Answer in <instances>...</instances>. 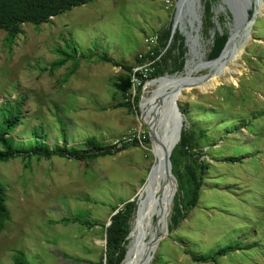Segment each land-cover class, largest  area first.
I'll use <instances>...</instances> for the list:
<instances>
[{
  "label": "rangeland",
  "instance_id": "rangeland-1",
  "mask_svg": "<svg viewBox=\"0 0 264 264\" xmlns=\"http://www.w3.org/2000/svg\"><path fill=\"white\" fill-rule=\"evenodd\" d=\"M167 1L90 2L49 24L24 25L11 51L0 31V114L10 110L7 104L22 103L25 115L13 134L17 147H33L41 140L52 150H84L89 138L119 146L139 140L138 147L94 162L33 157L2 163L0 180L7 187L12 219L0 232V264H15L18 250L31 264H100L113 208L135 200L138 210L155 163L144 143L149 129L140 110L142 96H151L153 87H148L150 81L143 86L137 105L133 90L132 110L120 106L127 100L115 83L123 71L100 57L132 65L147 53L148 39L176 24V33L185 38L186 68L169 76L186 75L188 67L210 61L212 30L203 33L202 6L197 4L194 27L202 22L197 32L186 8L184 27L179 23L180 0ZM243 3L214 2L221 29L232 34L233 14L238 19L244 14ZM260 15L232 64L236 70L203 92L197 87L184 91L179 99L183 128L191 123L205 132L203 159L210 169L198 206L160 242L155 264H264V9ZM65 58V66L53 70L52 64ZM208 73L201 70L193 77ZM152 207L146 223L154 219ZM215 256L218 262H204Z\"/></svg>",
  "mask_w": 264,
  "mask_h": 264
},
{
  "label": "trees",
  "instance_id": "trees-1",
  "mask_svg": "<svg viewBox=\"0 0 264 264\" xmlns=\"http://www.w3.org/2000/svg\"><path fill=\"white\" fill-rule=\"evenodd\" d=\"M94 1L98 0H0V31L6 33V47L10 51L12 50L15 45V40L22 33V27L24 25L30 24L35 27H40L44 24H49L52 18H56ZM201 1L204 13L203 33L207 36L209 31L212 30L211 33L214 35L211 38L212 45L210 46L208 55L209 60L212 61L220 56L228 42L230 33L224 29H218L217 22L221 19L215 17L213 4L216 0ZM253 14L254 9H251L249 11V19L252 18ZM158 37V45L154 49L155 55L151 57L155 62L149 68L150 73L147 75L141 72L134 79L133 71L136 66L142 64L143 60L150 57L149 54H144L143 59L137 56L136 62L132 65L116 62L107 55L100 57L102 62L112 64L115 67L121 68L123 71V74L115 83L117 92L127 100V102L122 103L120 106L132 110L131 97L133 90L137 92L133 98L134 105H137L142 88L147 82L164 75L179 73L185 68L187 51L185 38L179 33H175L173 39L171 38L172 24L158 31ZM67 61L68 59L65 58L62 61L52 64L53 70L64 67ZM20 104H16L15 106L7 104L10 110L3 109L0 114L3 115V112L11 111L9 116L5 114V117L4 115L0 116V165L18 158L26 160L32 159L33 157H38L39 159L44 158L46 160L59 157L84 163L94 162L100 158L117 155L130 147L139 146V140L136 138L130 143H122L121 146L102 142L95 138H89L84 143V150H52L43 145L41 140H36V144L33 147H17L13 142V134L18 126L22 124L25 116ZM62 131L64 132V129ZM204 134V131L198 130L195 125L190 123L189 129L183 128L181 141L173 151L171 160L173 173L179 183V193L174 200L170 231L178 229L181 223L198 206L205 176L210 169V164L203 159V155H205L202 147ZM144 143L148 147H151L148 133L144 139ZM117 210L118 213L110 217L109 226L105 227L106 246L100 264H122L126 256V247L129 243L127 237L131 231V221L137 210L136 201L122 203L113 208V213ZM11 219V212L7 205V187L0 180V232L4 231L6 224ZM156 220L158 222L159 218ZM74 222H80L84 225L87 224L89 227L91 226L89 221L82 222L75 219ZM228 250L225 249L219 252L218 255L222 256ZM218 258L215 256L207 261L204 260V262L210 260L212 262H218ZM14 263L31 264L26 254L21 250L15 252ZM152 264H155V260Z\"/></svg>",
  "mask_w": 264,
  "mask_h": 264
},
{
  "label": "water",
  "instance_id": "water-1",
  "mask_svg": "<svg viewBox=\"0 0 264 264\" xmlns=\"http://www.w3.org/2000/svg\"><path fill=\"white\" fill-rule=\"evenodd\" d=\"M229 1V0H226ZM245 3H243L241 6L244 9V14L240 15L239 21H243L241 23L240 30L238 32V35L236 37V41H240L242 38V32L245 27L252 26L255 21L257 20L258 16L260 15L257 7L259 4V0H244ZM201 0H186L184 3V7L186 8L185 15L191 16V18H194L197 16V4L202 6ZM227 5L229 6L228 2ZM250 8L247 10V7ZM251 9H254V14L251 19H249V11ZM179 10V9H178ZM233 13V12H232ZM238 16V15H237ZM235 24L238 22V18L233 14ZM201 26V21H199ZM199 26V27H200ZM218 29L221 30V27L218 25ZM176 33V24L172 26V39ZM214 35H212L211 38H213ZM232 34H230V37L228 39V42L225 45V48L221 52L220 56L212 60L217 61L219 60L222 55L224 54L225 50L227 49L230 41H231ZM186 68V67H185ZM168 75H164L162 77L156 78L151 80L150 82L160 80ZM212 77L211 74H207L201 77H195L196 79L195 83L190 84H183L178 86L172 95L169 96H163L162 99L158 100L156 102L155 107L153 108L151 112V117L149 122H145L143 120V108L142 104L140 106L141 114H142V120L146 124V126L149 129V138L151 142V152L155 157V163L153 164L152 168L150 169V173L147 179L148 184H155L160 185L161 183L164 184V189L167 190L166 197H164V209L162 210V214L165 216V221L161 227L160 234L156 235L157 231V220L155 222V236L154 238H150L148 242L143 246V250L141 251V254H131L129 256L128 249L126 252V256L122 262V264H151L155 257L156 250L160 244V242L169 235L170 233V225L168 216L172 212L173 209V203L176 193L179 191V183L176 178V176L173 173V165H172V154L176 146L181 141L182 137V131L184 127V118L183 113L179 107V99L184 94V91L188 88L195 87L202 82L208 81ZM149 82V83H150ZM145 92V91H144ZM143 92V93H144ZM144 96H142V102H143ZM166 99V100H165ZM165 101V102H164ZM139 199V198H138ZM133 201V200H132ZM118 213V210L113 213L112 216L116 215ZM109 226V223L107 227ZM132 231H130V234L128 235L127 239L129 240L131 237ZM128 246V245H127ZM128 248V247H126Z\"/></svg>",
  "mask_w": 264,
  "mask_h": 264
},
{
  "label": "bare ground",
  "instance_id": "bare-ground-1",
  "mask_svg": "<svg viewBox=\"0 0 264 264\" xmlns=\"http://www.w3.org/2000/svg\"><path fill=\"white\" fill-rule=\"evenodd\" d=\"M186 0H180L179 2V10H178V16H180V21L182 27H184L183 23V17L184 15V3ZM264 9V0H259V4L257 7V10L259 14L263 13ZM235 12V11H234ZM261 16V15H260ZM198 21V16L192 18L190 20V24L194 28L195 31H199V27H194V24ZM241 23L243 21H239L232 30V37L231 41L225 50L222 57L217 61H205L204 59L201 60L199 65L197 67H188L186 75L181 76H166L160 80L150 82L148 84V87H153V91L151 96H144L143 102H142V108H143V120L145 122H149L151 117V112L153 108L155 107L156 102L158 100L162 99L163 96H169L172 95L175 89L183 84H194L196 79H194L193 75L201 70H209V74L212 75V77L205 82H202L201 84L195 86L199 89V91H204L205 89L209 88L212 83L217 84L220 82V77H224L227 74H231L236 70V68H232V64H236V60L241 55V48L244 46L247 39H250V32L251 27H245L242 32V38L240 41H236V37L238 35V32L241 27ZM199 36V34L196 35V38ZM197 40V39H196ZM195 41V40H194ZM243 52V51H242ZM196 75V74H195ZM191 88L186 89L189 91ZM185 90V91H186ZM190 92V91H189ZM150 95V94H149ZM184 95V94H183ZM182 95V96H183ZM181 96V97H182ZM166 100V99H165ZM165 102V101H164ZM143 121V122H144ZM167 190L164 189V184L161 183L160 185L155 184H148L144 188L141 189L140 197L138 201V210L135 215L134 223H133V229L131 233V237L129 239L128 243V253L129 256L131 254H141V251L143 250V246L148 242V240L151 238H154L155 236V226L153 222L154 219L159 218V221L157 222V234L160 233L161 227L165 221V216L162 214V210L164 209V197H166ZM153 205L150 214L152 216L154 215V219L152 217L151 220H149L147 223L145 222V219L147 215H149V206ZM156 221V220H155ZM153 229V230H152ZM144 230H150V233L144 232ZM136 252V253H135ZM136 254V255H137Z\"/></svg>",
  "mask_w": 264,
  "mask_h": 264
},
{
  "label": "built area",
  "instance_id": "built-area-1",
  "mask_svg": "<svg viewBox=\"0 0 264 264\" xmlns=\"http://www.w3.org/2000/svg\"><path fill=\"white\" fill-rule=\"evenodd\" d=\"M167 2L170 4L171 0H168ZM158 41H159L158 35L153 36L147 40V42L150 44V46L148 47L146 54H149L150 57L145 59V62L143 63L144 65L141 64V65H139V67L134 68V71H133L134 72L133 73L134 79L138 73H141V72L144 73V71H143L144 68H146V70H149V68L152 67V65L155 61L152 60L151 57H153L155 55L154 49L157 47ZM140 58L143 59V55H141ZM144 74L147 75L146 73H144Z\"/></svg>",
  "mask_w": 264,
  "mask_h": 264
}]
</instances>
